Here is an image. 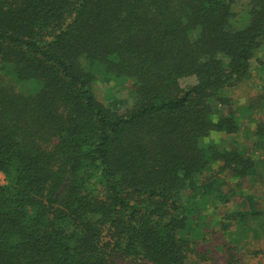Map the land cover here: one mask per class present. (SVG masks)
<instances>
[{
  "label": "trees",
  "instance_id": "16d2710c",
  "mask_svg": "<svg viewBox=\"0 0 264 264\" xmlns=\"http://www.w3.org/2000/svg\"><path fill=\"white\" fill-rule=\"evenodd\" d=\"M263 48L264 0H0V264H264V160L225 140L264 148Z\"/></svg>",
  "mask_w": 264,
  "mask_h": 264
},
{
  "label": "rangeland",
  "instance_id": "374dc122",
  "mask_svg": "<svg viewBox=\"0 0 264 264\" xmlns=\"http://www.w3.org/2000/svg\"><path fill=\"white\" fill-rule=\"evenodd\" d=\"M262 50L263 55H260V59H254L252 61V80L250 81L251 84L249 83L245 87H240L233 93L234 99H237L240 104L246 102L248 89L250 90L255 86L256 95H264V48ZM193 84H195V80L192 78H187L180 81L181 87L191 86ZM92 91L98 103L107 108H110L113 111H116L117 113H124L132 106V100L123 88L111 87L101 83H97L92 86ZM257 117L259 116L256 115L255 119ZM225 140L226 143H228L229 147H232L234 149H244L249 154H255V157L258 156L262 160H264V148H256L257 140L250 134L249 123H242L240 131L236 135L226 136ZM249 179H252V182H249V193L258 196L264 195V175H262L260 172H257L254 173V175H252ZM5 184V177L2 173H0V185Z\"/></svg>",
  "mask_w": 264,
  "mask_h": 264
}]
</instances>
